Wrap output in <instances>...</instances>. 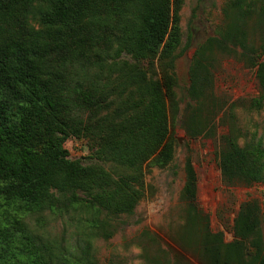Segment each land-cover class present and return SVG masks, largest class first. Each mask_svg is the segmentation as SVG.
<instances>
[{"label":"trees","instance_id":"16d2710c","mask_svg":"<svg viewBox=\"0 0 264 264\" xmlns=\"http://www.w3.org/2000/svg\"><path fill=\"white\" fill-rule=\"evenodd\" d=\"M179 10L180 0H0V264H55L52 250L26 224L28 213L84 206L132 214L143 196L146 167L171 163L175 64L191 40L180 49ZM34 15L38 29L30 24ZM237 38L230 25L224 39ZM242 39L240 56L252 64L264 94V44L262 52L248 51L250 41ZM214 43L219 40H208ZM126 55L138 62L157 59L159 73L149 77L121 59ZM199 64L191 73L194 96L202 89ZM114 100L118 107L101 114ZM70 137L94 143L96 158L114 169L72 160L65 148ZM220 167L226 183L258 184L264 150L240 147L227 136ZM185 173L184 195L195 205L198 178L191 160ZM260 224L259 206L244 204L235 222L240 241L206 237L210 264H244L247 257L264 264ZM249 241L252 254L244 248Z\"/></svg>","mask_w":264,"mask_h":264},{"label":"rangeland","instance_id":"374dc122","mask_svg":"<svg viewBox=\"0 0 264 264\" xmlns=\"http://www.w3.org/2000/svg\"><path fill=\"white\" fill-rule=\"evenodd\" d=\"M262 11L264 0H180V49L191 40L175 64L178 113L171 120L176 137L173 160L163 168L146 167L143 196L132 214L113 216L84 206L67 213H28L26 224L52 250L55 264H210L204 253L206 237L218 235L224 244L240 241L235 222L246 203L259 206L264 242V180L252 186L229 184L220 167L227 136L236 138L240 147L264 150V94L252 64L240 56L239 43L245 37L250 41L248 51L262 52ZM30 24L38 29L39 17H31ZM230 25L238 33L236 42L224 39ZM210 38L219 43L208 44ZM121 59L149 77L159 73L157 59L138 62L127 55ZM196 62L202 89L194 96L191 73ZM133 98L138 102L137 94ZM118 105L114 100L101 114ZM65 148L72 160L114 169L96 158L94 143L84 138L70 137ZM188 160L198 178L195 205L184 195ZM244 248L247 254L254 250L250 241ZM247 258L244 264H253Z\"/></svg>","mask_w":264,"mask_h":264}]
</instances>
